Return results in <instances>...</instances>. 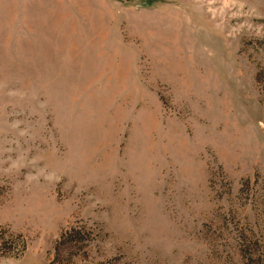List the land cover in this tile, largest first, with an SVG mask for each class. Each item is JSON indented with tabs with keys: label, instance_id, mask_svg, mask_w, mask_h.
I'll list each match as a JSON object with an SVG mask.
<instances>
[{
	"label": "rangeland",
	"instance_id": "1",
	"mask_svg": "<svg viewBox=\"0 0 264 264\" xmlns=\"http://www.w3.org/2000/svg\"><path fill=\"white\" fill-rule=\"evenodd\" d=\"M0 264H264V0H0Z\"/></svg>",
	"mask_w": 264,
	"mask_h": 264
}]
</instances>
